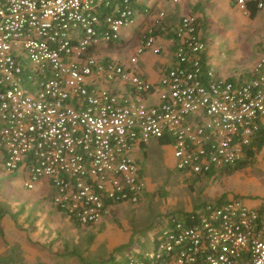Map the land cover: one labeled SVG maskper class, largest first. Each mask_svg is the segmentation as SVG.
Masks as SVG:
<instances>
[{"label": "built area", "instance_id": "obj_1", "mask_svg": "<svg viewBox=\"0 0 264 264\" xmlns=\"http://www.w3.org/2000/svg\"><path fill=\"white\" fill-rule=\"evenodd\" d=\"M231 1L264 16V0ZM135 15L131 0H0V164L26 189L46 181L53 205L83 226L140 201L135 145L166 136L174 169L205 175L241 160L264 125V55L252 80L218 78L202 64L192 15L176 27L174 63L156 85L134 68L139 54L160 53L152 31L129 66L99 58ZM120 82L122 95L107 86ZM126 264H264V220L237 200L206 205L188 223L169 219L152 250Z\"/></svg>", "mask_w": 264, "mask_h": 264}, {"label": "crops", "instance_id": "obj_2", "mask_svg": "<svg viewBox=\"0 0 264 264\" xmlns=\"http://www.w3.org/2000/svg\"><path fill=\"white\" fill-rule=\"evenodd\" d=\"M140 1L133 0L132 6L135 11L137 10L133 26L122 31L121 39L117 43L100 46L96 51L99 58L116 60L129 66L128 60L136 53L144 35L152 31L160 53L139 54L134 68L146 81L156 85L160 76L174 63L176 27L182 17L192 15L197 19L199 36L201 34L210 43L201 54L203 66L213 71L218 78L238 84L254 78L253 68L264 55V51L263 55L260 53L252 55L243 42L250 35L248 33L251 27L262 21L264 16L257 13L253 7L250 6L249 13L244 14L231 0H183L180 4L153 0L148 8L139 6ZM161 11L164 13L163 17L158 15ZM223 29H227V32L221 33ZM215 30L218 32H213ZM237 36L239 39L241 37V41H236ZM219 42L230 50V54L225 55L227 56L225 58L215 59L211 49L216 48ZM107 86L120 95L126 92V87L121 82ZM145 100L147 103H153L156 101V95L149 94ZM149 142L151 145L167 147L171 153L169 145H160L157 140ZM148 145L137 144L133 147L131 157L136 164V155ZM260 156L264 158V148ZM1 169L0 176L4 174ZM253 169V166L247 167L226 176L241 178L242 181L250 180L251 184L257 187L264 186V178L257 180L251 177L249 170L251 172ZM221 174L225 175L220 171L214 173ZM12 175L15 176L17 173ZM2 183L0 179V264H80L83 256H86L85 253L91 250L90 246L80 249L79 245L82 241L88 240L85 239V234L94 227L80 225L58 210L49 198H52L50 193L52 189L44 180L37 182L33 189H27L32 193L31 197L18 200L2 192ZM243 197L250 198L251 201L246 205L260 211L264 220L259 206L261 202L256 201L254 196ZM120 205L136 206L128 203Z\"/></svg>", "mask_w": 264, "mask_h": 264}, {"label": "rangeland", "instance_id": "obj_3", "mask_svg": "<svg viewBox=\"0 0 264 264\" xmlns=\"http://www.w3.org/2000/svg\"><path fill=\"white\" fill-rule=\"evenodd\" d=\"M152 1L141 0L139 6L148 8ZM255 24L243 42L252 55L262 54L264 51V18ZM220 32H227V29ZM200 38L207 49L210 43L201 34ZM236 41H241V37L239 39L237 36ZM211 50L215 59L225 58V55L230 54V50L221 42ZM136 160L145 184L140 202L136 206L120 205L109 210L92 225L93 230L85 234V239L88 240L79 245L80 249L90 246L91 251L85 253L82 249L86 256H83L80 264H126L129 259L152 250L154 240L170 218H182L186 213L201 210L204 205L216 204L217 200L223 203L237 200L247 204L251 200L243 196H254L256 201L261 202L259 206L264 216V186L257 187L250 180L242 181L241 178L228 177L226 174L213 177L184 175L174 169L170 149L158 145L149 144L144 150H140ZM262 160L263 156H260L254 169L251 172L249 170L253 179L264 178ZM0 167L3 169L1 164ZM3 172L0 176L3 193L17 200L32 196L24 187V177L20 172L15 176L6 173L4 169ZM50 193L52 194L51 191ZM49 198L52 202V198Z\"/></svg>", "mask_w": 264, "mask_h": 264}, {"label": "trees", "instance_id": "obj_4", "mask_svg": "<svg viewBox=\"0 0 264 264\" xmlns=\"http://www.w3.org/2000/svg\"><path fill=\"white\" fill-rule=\"evenodd\" d=\"M132 4H133V0H131V5ZM253 12L251 13V15L254 14ZM170 142H171L170 139L166 136H164L162 139L159 140L160 145H169ZM263 147H264V125L261 126L259 128V130L253 135L250 143L244 147V157L241 160L237 161L234 165L227 167L225 169H222L220 172L229 175V174H232L236 171L242 170L244 168L256 165V163H258V157L261 155ZM136 166H137V164H136ZM138 172H139V176H140V168L139 167H138ZM214 173H215V171H210L209 173H207L205 175H197V177H201V176L210 177V176H213ZM143 191H144V189H143ZM142 194H143V192H142ZM221 204H223V202L217 200L215 205L220 206ZM208 205H212V204H208ZM203 207H205V205ZM257 212L261 216L260 211H257ZM192 215L196 216V212L186 213V214H184V216L182 218L179 217V218H174V219L188 223V217H190ZM170 219H172V218H170Z\"/></svg>", "mask_w": 264, "mask_h": 264}]
</instances>
